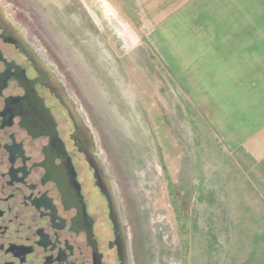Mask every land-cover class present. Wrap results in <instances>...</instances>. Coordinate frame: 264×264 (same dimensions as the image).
<instances>
[{"label":"rangeland","instance_id":"rangeland-1","mask_svg":"<svg viewBox=\"0 0 264 264\" xmlns=\"http://www.w3.org/2000/svg\"><path fill=\"white\" fill-rule=\"evenodd\" d=\"M244 2L264 14V0H0L70 83L137 264H264V165L206 131L166 64L192 20Z\"/></svg>","mask_w":264,"mask_h":264},{"label":"flooded vegetation","instance_id":"flooded-vegetation-1","mask_svg":"<svg viewBox=\"0 0 264 264\" xmlns=\"http://www.w3.org/2000/svg\"><path fill=\"white\" fill-rule=\"evenodd\" d=\"M74 133L70 83L0 3V264H137L105 159Z\"/></svg>","mask_w":264,"mask_h":264},{"label":"crops","instance_id":"crops-1","mask_svg":"<svg viewBox=\"0 0 264 264\" xmlns=\"http://www.w3.org/2000/svg\"><path fill=\"white\" fill-rule=\"evenodd\" d=\"M259 9L260 17L253 18L252 3L230 4V11H241L239 17L192 20L182 36L180 64L172 58L166 64L180 71L181 86L195 102L198 121H207L206 131L219 133L231 148L245 147L252 161L264 165V14Z\"/></svg>","mask_w":264,"mask_h":264},{"label":"water","instance_id":"water-1","mask_svg":"<svg viewBox=\"0 0 264 264\" xmlns=\"http://www.w3.org/2000/svg\"><path fill=\"white\" fill-rule=\"evenodd\" d=\"M72 121L75 126V133L72 139L75 142L79 152L83 153L87 157V161L92 165V153L96 152L98 145L91 129L89 128L86 119L82 113L78 110L76 101L72 97ZM92 149L91 153L88 148ZM94 162V161H93ZM94 166V165H93Z\"/></svg>","mask_w":264,"mask_h":264}]
</instances>
